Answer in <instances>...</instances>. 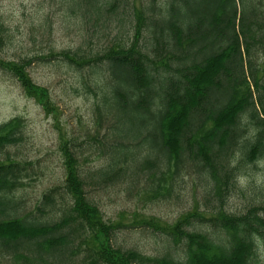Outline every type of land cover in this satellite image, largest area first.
<instances>
[{"label": "trees", "instance_id": "16d2710c", "mask_svg": "<svg viewBox=\"0 0 264 264\" xmlns=\"http://www.w3.org/2000/svg\"><path fill=\"white\" fill-rule=\"evenodd\" d=\"M63 2L75 22L95 30L75 49L47 45V54L0 59V69L46 111L50 94L33 81V63L89 70L81 90L95 99L92 139L106 157L86 170L87 158L65 139L63 183L23 212L16 191L28 164L8 148L22 140L24 124L19 117L0 123V264H261L264 198L245 212L224 205L241 164L264 161V0H145L138 8L128 0ZM128 5L133 31L124 36L119 19ZM10 42L0 18V50ZM195 175L204 183V210L172 224L136 221L166 236L152 255L116 243L136 225L105 219L91 191L124 181L129 190L165 198Z\"/></svg>", "mask_w": 264, "mask_h": 264}, {"label": "rangeland", "instance_id": "374dc122", "mask_svg": "<svg viewBox=\"0 0 264 264\" xmlns=\"http://www.w3.org/2000/svg\"><path fill=\"white\" fill-rule=\"evenodd\" d=\"M128 1L138 8L145 0ZM64 4L63 0H0V18L11 32V42L0 50V59L16 60L47 54V45L56 51L75 49L85 34L95 29L92 27L94 25L89 29L85 23L81 25L75 22L67 14ZM132 12V7L128 5L122 19H119L124 26V36L132 34L133 21L130 22L129 18ZM111 22L115 27L116 22ZM93 35L97 36L98 33H92L91 40H94ZM32 36L35 42H32ZM83 47L88 49L89 46L86 44ZM29 72L35 83L48 89L51 111L42 109L34 99L27 97L19 82L0 69V123L19 117L24 124L22 140L8 148L10 157L28 164L25 170L29 177H24L23 186L16 191V196L22 199V206L25 207L23 212L35 211L43 194L63 183L61 142L65 139L73 142L75 152L83 153L87 158L85 161L81 158L86 170L97 168L106 157L100 154L104 147L92 139L96 129L95 99L81 90V75L88 77L89 70L75 71L55 61L35 62ZM104 72L101 78L106 76ZM105 129L102 127L98 139L102 138ZM263 169L264 161L259 162L256 168L251 164H241V174L236 178L235 188L230 189L225 197L224 208L227 211L245 212L264 198ZM204 188L203 181L195 175L185 176L175 193L165 198L153 199L138 189L129 190L124 181L121 184L113 182L96 186L91 191L105 219L136 225L121 230L115 236L116 243L152 255L162 252L166 236L136 221L154 217L163 224H172L196 207L204 210ZM201 228L211 231L209 225ZM171 246L175 254H181L180 247L172 243ZM259 259L264 264V253L260 252Z\"/></svg>", "mask_w": 264, "mask_h": 264}]
</instances>
